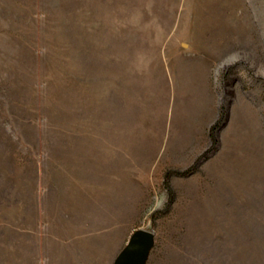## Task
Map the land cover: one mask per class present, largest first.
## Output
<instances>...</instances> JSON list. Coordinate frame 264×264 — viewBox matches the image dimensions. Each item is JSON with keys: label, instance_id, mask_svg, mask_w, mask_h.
<instances>
[{"label": "rangeland", "instance_id": "rangeland-1", "mask_svg": "<svg viewBox=\"0 0 264 264\" xmlns=\"http://www.w3.org/2000/svg\"><path fill=\"white\" fill-rule=\"evenodd\" d=\"M139 230L144 264H264V0H0V264Z\"/></svg>", "mask_w": 264, "mask_h": 264}, {"label": "water", "instance_id": "water-1", "mask_svg": "<svg viewBox=\"0 0 264 264\" xmlns=\"http://www.w3.org/2000/svg\"><path fill=\"white\" fill-rule=\"evenodd\" d=\"M154 237L150 230L136 231L117 256L115 264H144Z\"/></svg>", "mask_w": 264, "mask_h": 264}, {"label": "bare ground", "instance_id": "bare-ground-1", "mask_svg": "<svg viewBox=\"0 0 264 264\" xmlns=\"http://www.w3.org/2000/svg\"><path fill=\"white\" fill-rule=\"evenodd\" d=\"M196 65V64H195ZM204 77V76H203Z\"/></svg>", "mask_w": 264, "mask_h": 264}]
</instances>
